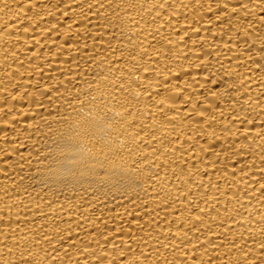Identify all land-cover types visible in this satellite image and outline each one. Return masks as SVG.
I'll return each mask as SVG.
<instances>
[{
	"label": "bare ground",
	"instance_id": "1",
	"mask_svg": "<svg viewBox=\"0 0 264 264\" xmlns=\"http://www.w3.org/2000/svg\"><path fill=\"white\" fill-rule=\"evenodd\" d=\"M0 264H264V0H0Z\"/></svg>",
	"mask_w": 264,
	"mask_h": 264
}]
</instances>
